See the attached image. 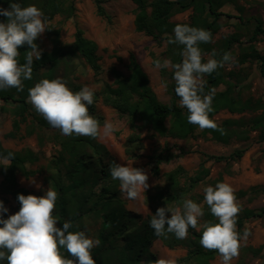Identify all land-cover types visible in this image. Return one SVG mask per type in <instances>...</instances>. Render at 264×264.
I'll return each mask as SVG.
<instances>
[{
	"label": "rangeland",
	"instance_id": "rangeland-1",
	"mask_svg": "<svg viewBox=\"0 0 264 264\" xmlns=\"http://www.w3.org/2000/svg\"><path fill=\"white\" fill-rule=\"evenodd\" d=\"M148 3L153 0H146ZM175 2L176 0H169ZM34 5L39 9V3L28 1L24 7ZM66 7L71 6V14L58 15L51 22H47L46 30L37 40L42 53H50L53 49L51 32L58 34L62 44L70 45L74 42L77 30L83 32L84 38L97 46L96 56L100 65V72L95 74L83 61L71 60L68 66L61 64L55 71V79H61L72 90L74 86L80 90L87 86L94 92L95 116L99 117V123L103 128L105 122L114 127V132L107 137L95 139L102 145L115 160L116 164L128 167L140 168L148 175L150 187L138 200H128L122 194L120 187L119 197L123 201L124 209L140 216L142 219L153 214V205L150 198L158 192H165L166 179L169 173L181 169L183 177L181 184L188 186L189 180L198 172L205 170L208 174L205 180L194 186L190 191L197 202L202 197L200 205L203 209L204 188L213 186L219 182L230 184L237 197V203L242 210L260 212L264 210V141L259 139V132L249 133L247 142L232 141L227 145L216 143L209 136H202L198 129L193 137L186 140L161 137L142 122H134L117 113L112 108L105 106L96 96L106 85L113 83L110 69L128 75L127 66L130 55H134L142 71L146 74L149 87L155 94L157 101L162 105H169L172 99V87L175 85L173 71L170 69H157L153 61L171 60L168 49L171 45L168 40L156 41L142 33H137L134 27L135 6L130 0H104L101 7L105 16L97 14L95 0H66ZM217 12L220 16L217 25L220 26L213 36L211 43L202 52L203 61L222 58L224 53H230L233 62L225 64L222 72L234 88V94L245 100L259 102L255 113L243 115H231L226 111L220 112L213 120L221 124L225 120H242L248 122L264 112V79L259 73L260 62L247 58L252 51L264 58V35L253 36L255 27L261 22L264 27V0H229ZM194 12L176 11L170 22L173 24H192ZM206 18V17H205ZM211 22L212 19H208ZM174 36V32L173 35ZM171 36V37H172ZM235 38L227 48V41ZM183 48L182 45H177ZM172 47H176L172 45ZM182 53V50H180ZM215 53V55H213ZM116 58H120L118 61ZM244 58H247L245 61ZM183 59V57H182ZM173 63V62H172ZM47 69L41 71L45 73ZM206 80L204 76V81ZM167 87H164V84ZM225 86H220L216 92H222ZM15 99H20L18 93L13 94ZM179 105V102L177 103ZM18 104L0 101V144L4 149L18 153L30 152L37 159L34 163H27L25 171L34 173L28 177L22 171L16 174V183L19 188L26 190L35 196L45 195L51 187L50 178L57 175V162L60 157V141L67 136L62 135L56 129H47L38 124L37 118L41 115L36 112L31 103L26 100L23 114L24 122L15 115ZM18 122V129L14 128V122ZM166 127L168 123L166 122ZM138 138L134 144L132 138ZM235 150H246L240 160H221L229 157ZM162 154L168 156V161L159 165V176L152 174L154 156ZM0 160V201L8 209L4 218L19 211L13 197L8 194L3 185V168L8 166ZM60 168V166H59ZM36 185H40L37 188ZM168 208L176 209L177 206ZM181 209V208H180ZM183 210V209H181ZM171 215V213H169ZM203 224V217L199 220ZM99 221L84 220L85 233L88 237L96 239L99 230ZM250 232L246 241H242L238 257L231 264H264V215L261 218H253L245 221L243 232ZM196 230V229H195ZM197 231V230H196ZM198 232V231H197ZM150 252L156 256V260H172L178 264V260L186 255L184 247H176L169 250L160 241L153 242ZM210 264H222L220 255L216 256Z\"/></svg>",
	"mask_w": 264,
	"mask_h": 264
},
{
	"label": "trees",
	"instance_id": "trees-1",
	"mask_svg": "<svg viewBox=\"0 0 264 264\" xmlns=\"http://www.w3.org/2000/svg\"><path fill=\"white\" fill-rule=\"evenodd\" d=\"M30 0H12L19 2L22 7ZM39 3V9L44 13L46 22H51L58 15L71 14V6L66 7V0H34ZM104 0H95L97 5V14L104 17V11L101 7ZM135 6L134 27L137 33H142L156 41L168 40L173 35V30L177 24L170 22V19L176 11H187L192 9L194 12L192 24L190 26L209 31L213 36L217 33L220 26L217 25V19L220 14L217 12L229 0H153L148 3L146 0H130ZM0 7L8 8L9 0H0ZM206 17V18H205ZM207 18L212 19L211 22ZM0 22H6V17L0 16ZM264 35V27L261 22L257 23L253 36ZM53 49L50 53H42L41 60L33 62V72L31 80H24L22 92L15 88L0 89V101L4 103L12 102L18 104L15 115L24 122L23 114L28 99L29 89L34 87L43 79L54 80V71L61 65L68 66L71 60L83 61L95 74L100 72L96 56L97 46L84 38L83 32L77 30L74 42L70 45L61 43L59 36L51 32ZM171 38H174L172 36ZM212 41V40H211ZM235 38L227 41V48ZM211 43V42H210ZM210 43H201V51L206 49ZM168 52L173 64L182 62L181 51L177 44H170ZM172 45L176 47H172ZM28 49L21 48L18 60L21 64L25 63V56ZM223 55V54H221ZM260 62L259 73L264 79V58L257 52L252 51L249 57ZM247 58H244L245 61ZM120 61V58H116ZM220 60L219 57L216 58ZM47 69L45 73L42 70ZM128 75L124 76L121 72L110 69V75L113 78L111 85H106L96 96L100 98L105 106H108L121 115L127 116L132 124L142 122L150 127L154 133L161 137H170L173 139L186 140L193 137L199 129L198 126L189 124L187 121L188 111L181 108L177 103L179 97L175 94V86L172 87V99L169 105L160 104L155 94L149 87L146 74L142 71L134 55H130L127 66ZM218 68L210 75H205V92L214 90L215 95L212 100L214 111L210 113L213 119L220 112L226 111L231 115H243L246 113H255L258 110L259 102H253L248 99L243 101L239 95L234 94V88L225 77H229ZM220 86H225L222 92H216ZM73 92L80 91L76 86L72 88ZM18 93L21 98L15 99L13 94ZM90 114L95 116L94 103L89 106ZM38 124L47 129L53 127L42 117L37 118ZM166 122L168 127H166ZM18 122H14V128L18 129ZM223 129L220 131L205 129L201 135L216 143L227 145L232 141L247 142L249 133L259 132V139L264 141V112L260 116L248 121L225 120L218 124ZM131 143L138 141V138H132ZM60 157L57 166V175L50 178L52 190L58 193L56 207L53 215L57 219V227L62 228L63 223L71 222L70 232L84 231V220L92 219L99 221V230L96 239L100 241L99 246L92 250V256L96 264H156V256L150 252L153 242L160 241L164 247L173 250L176 247H184L186 255L178 260V264H210L211 261L219 255L216 251H208L200 244L202 230L196 231L189 228L187 239H177L173 233H168L167 238L157 237L154 230L150 227V220L160 207L177 206L183 209V203L186 199L195 201L194 196L189 195L194 186L203 182L207 177V172L203 169L189 180L188 186L181 184L183 171L177 169L165 176V192H158L154 198H150L153 205V214L146 219L133 214L124 209L123 201L119 197L120 181L113 180L110 167L116 164L108 151L96 142L95 139L86 136H67L60 141ZM246 150H235L229 157L220 158L221 160H240ZM9 152L14 154V159L10 164L3 168V185L8 194H10L20 209L21 205L17 199L19 194L25 196L29 193L17 186L16 174L22 171L25 176L34 175L25 171L27 163L36 162L32 153H18L4 149L0 144V156H6ZM168 156L162 154L154 156V166L152 174L159 176V165L168 161ZM60 166V168H59ZM244 195L238 193L236 197ZM202 197L196 203H200ZM203 222L212 224L218 223V219L211 214L206 203L203 204ZM264 210L254 212L251 210H242L237 219V230L242 235V229L245 221L253 218H261ZM168 216L170 217L169 213ZM6 219V218H5ZM2 226V225H0ZM61 251L67 256V252ZM70 258V257H69ZM0 264H7V261H0Z\"/></svg>",
	"mask_w": 264,
	"mask_h": 264
},
{
	"label": "clouds",
	"instance_id": "clouds-1",
	"mask_svg": "<svg viewBox=\"0 0 264 264\" xmlns=\"http://www.w3.org/2000/svg\"><path fill=\"white\" fill-rule=\"evenodd\" d=\"M0 16L6 22H0V89L15 88L24 90L23 81L32 79L33 62L41 60L42 49L36 40L46 31L47 22L44 13L34 5L22 7L19 2L9 0V7H0ZM174 38L169 44L183 46V59L173 64L170 60L153 61L157 69L173 71L175 94L179 97V106L188 111L189 124L203 131H220L215 120L210 118L214 111L212 100L214 90L205 92L204 76L210 75L225 64L233 62L230 53H224L220 60L209 59L202 62L201 43H210L212 34L204 29L177 24ZM27 48L25 63L18 60L21 48ZM215 55V53H213ZM167 87L165 83L163 85ZM28 101L53 128L65 136H86L92 139L107 137L114 132L111 123L105 122L101 128L99 121L89 112L94 103V92L85 86L73 92L61 79H43L29 89ZM14 154L9 152L0 156L5 164H10ZM113 180L120 181L121 194L128 200H138L141 193L150 187L148 175L143 169L115 164L110 167ZM37 188L40 185H36ZM21 207L18 212L4 218L8 209L0 201V261L7 264H96L92 250L99 246L98 239H92L84 231L70 232L71 222L57 227L53 215L58 193L50 187L45 195H23L17 197ZM204 201L218 223H199L204 216L200 204L191 199L183 203V210L160 207L150 220L157 237L167 238L173 233L177 239H187L189 228L202 230L201 246L208 251L219 253L222 264H231L238 257L242 241H246L250 232L245 229L243 235L237 230V219L241 206L237 203L234 188L224 182L204 188ZM168 213H171L170 217ZM67 252V256L61 251ZM70 257V258H69ZM156 264H174L172 260L160 259Z\"/></svg>",
	"mask_w": 264,
	"mask_h": 264
}]
</instances>
